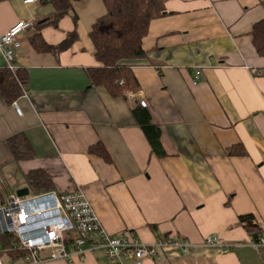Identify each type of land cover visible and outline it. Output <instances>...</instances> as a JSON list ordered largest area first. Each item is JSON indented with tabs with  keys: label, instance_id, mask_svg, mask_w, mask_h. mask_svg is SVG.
I'll list each match as a JSON object with an SVG mask.
<instances>
[{
	"label": "crops",
	"instance_id": "obj_1",
	"mask_svg": "<svg viewBox=\"0 0 264 264\" xmlns=\"http://www.w3.org/2000/svg\"><path fill=\"white\" fill-rule=\"evenodd\" d=\"M164 1L143 41L146 58L133 68L140 91L124 98L88 77L100 67L90 33L107 13L103 0H77V21L70 14L58 29L42 30L53 47L76 35L62 53L37 52L33 29L19 36L13 66L27 71L29 91L16 101L21 116L0 99V187L17 193L28 188L25 174L42 170L52 192L81 189L112 237L130 232L146 245L168 236L193 244L188 255L169 251L144 264H264V251L250 246L251 234L264 233V57L252 36L264 20V0ZM53 11L48 3L0 0V37ZM6 67L0 50V69ZM138 103L161 129L163 158L152 154L133 116ZM19 134L35 157L16 163L7 141ZM97 145L110 162L90 152ZM235 147L247 155L229 156ZM249 215L254 222L242 224ZM208 236L234 246L221 254L203 246ZM42 264L110 263L95 252L86 262Z\"/></svg>",
	"mask_w": 264,
	"mask_h": 264
},
{
	"label": "trees",
	"instance_id": "obj_2",
	"mask_svg": "<svg viewBox=\"0 0 264 264\" xmlns=\"http://www.w3.org/2000/svg\"><path fill=\"white\" fill-rule=\"evenodd\" d=\"M77 0H40L53 7V13L42 21L36 22L31 29L35 31L32 45L39 53L58 54L68 50L76 39L74 33L67 36L59 46L53 47L45 43L41 32L46 27L59 28V22L65 16L73 14V2ZM107 13L93 26L90 33L95 48V57L100 67L88 70V77L93 86L104 87L112 97H125L127 93L140 91V85L134 76L133 68L146 58L143 41L148 35L150 24L165 12L164 0H103ZM253 43L257 53L264 57V20L256 23L252 31ZM29 91V77L25 69H0V99L12 105ZM134 118L151 148L152 154L158 158L166 156L161 142V129L152 122L146 106L138 103L132 109ZM7 146L14 162L31 160L34 151L23 134L15 135L7 141ZM106 162L110 157L106 149L97 145L90 149ZM229 156H246L243 147L228 151ZM25 180L32 194L40 195L52 192L53 181L42 170L25 174ZM6 202L5 192L0 187V206ZM242 224L250 225L253 216L240 218ZM15 237L9 234L0 235V255L9 256L13 260L21 259L26 252L14 250Z\"/></svg>",
	"mask_w": 264,
	"mask_h": 264
},
{
	"label": "built area",
	"instance_id": "obj_3",
	"mask_svg": "<svg viewBox=\"0 0 264 264\" xmlns=\"http://www.w3.org/2000/svg\"><path fill=\"white\" fill-rule=\"evenodd\" d=\"M40 0H24L25 4H37ZM34 20L19 21L0 37V50L12 71L18 49L19 36L35 26ZM202 71L195 70L194 84L200 81ZM25 92L24 96H27ZM17 115L22 110L13 103ZM0 185L4 181L0 177ZM15 237L14 250L26 252L19 260L0 264H42L50 261L86 262L89 254L102 252L110 264H144L146 260L159 261L164 253L175 251L188 255L193 244L179 237H158L154 244L146 245L127 232L112 237L103 228L90 201L81 189L58 194H30L19 197L8 193L6 202L0 206V235ZM252 235L250 246L257 252L264 251V233ZM203 246L212 247L224 254L233 244L221 243L218 237L208 236ZM7 256V255H6Z\"/></svg>",
	"mask_w": 264,
	"mask_h": 264
},
{
	"label": "water",
	"instance_id": "obj_4",
	"mask_svg": "<svg viewBox=\"0 0 264 264\" xmlns=\"http://www.w3.org/2000/svg\"><path fill=\"white\" fill-rule=\"evenodd\" d=\"M29 194H30V190H29V188H24V189H21V190L17 191V195H18L19 197H26V196H28Z\"/></svg>",
	"mask_w": 264,
	"mask_h": 264
},
{
	"label": "rangeland",
	"instance_id": "obj_5",
	"mask_svg": "<svg viewBox=\"0 0 264 264\" xmlns=\"http://www.w3.org/2000/svg\"><path fill=\"white\" fill-rule=\"evenodd\" d=\"M5 196L7 197L8 196V193L5 191Z\"/></svg>",
	"mask_w": 264,
	"mask_h": 264
}]
</instances>
